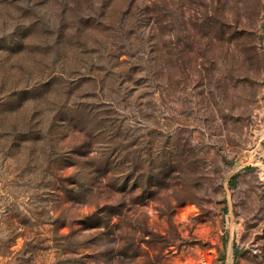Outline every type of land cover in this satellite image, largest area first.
Instances as JSON below:
<instances>
[{
  "label": "rangeland",
  "instance_id": "374dc122",
  "mask_svg": "<svg viewBox=\"0 0 264 264\" xmlns=\"http://www.w3.org/2000/svg\"><path fill=\"white\" fill-rule=\"evenodd\" d=\"M0 264H264V0H0Z\"/></svg>",
  "mask_w": 264,
  "mask_h": 264
}]
</instances>
